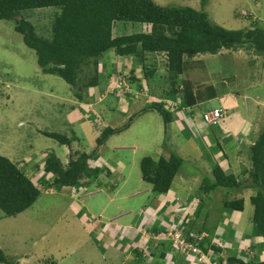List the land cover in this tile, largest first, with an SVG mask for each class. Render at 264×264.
<instances>
[{"label": "rangeland", "instance_id": "obj_1", "mask_svg": "<svg viewBox=\"0 0 264 264\" xmlns=\"http://www.w3.org/2000/svg\"><path fill=\"white\" fill-rule=\"evenodd\" d=\"M153 1L161 6H189L201 9L200 0ZM208 4V9L207 7L205 9L209 12L211 19L225 28L241 29L243 23H247L244 15H247L249 10L241 12L244 8L257 9L256 16L258 19L260 18L261 23H264V0H211V5ZM57 11L58 9L55 7L30 11L27 18L35 24L39 35L49 37L51 34V23ZM146 28L145 25L140 27V25L133 26L130 23H116L113 36L129 35L144 31ZM199 56H202L199 59L203 60L202 65L206 63V68L204 65H198L199 67L197 68L192 65L189 68L187 67L186 72H197L195 78L199 77L201 80L204 79V75H211L207 79V83L200 87L201 90H208L211 84L210 80L216 83H224L220 85L221 89L227 87L233 94H248L251 97L250 101L243 96L235 97L239 101L240 106L245 107L246 104L248 105L247 114L257 108L256 104L251 103V101L256 97H264V58L261 55L255 54L252 50L244 51L240 48L223 49L216 54L205 53ZM102 61L111 70V72L108 69L101 71L102 80L104 81H108V76L110 78L118 70L114 66H118L120 63L124 64L126 73H128V70L139 62L134 57L120 60L113 51L105 54ZM165 61L164 55L147 53L146 61L143 63L139 62L137 65L140 63L141 65H136L137 69L135 71V74L137 72L140 77L146 74L144 73L146 72L144 67L153 70V77L149 82H144L145 85H143L142 89L139 90L134 84L135 82L128 81L123 86L126 90H121L120 86L117 85L120 81V76L116 75L112 77L109 85L110 91L119 90V92L133 93L135 97L118 93L112 94L110 99L102 96H107L108 92L105 90L97 95L96 101L88 106L86 105L88 101L81 104L82 102L80 103L76 99L75 91L77 89L72 88L63 78L43 73L37 63L35 51L25 45L22 35L15 30L14 22L0 19V154L20 162L28 155L35 161L37 159L40 161L49 152H54L65 162L69 160V154L67 153H70V148L54 138L47 137L44 132L64 133L74 138L75 132L72 127L75 122L78 123L81 120L80 124L84 127L83 137L85 143L74 141L73 150L78 152H87L88 149L93 150L96 140L94 131L99 136L107 126L113 128L123 126L133 114L141 112L147 104L155 100L157 95L159 97L167 95L165 92L169 88V82ZM114 63L116 64L114 65ZM129 74L131 75V73ZM186 82L193 86L188 80ZM129 88L131 89L130 91ZM91 98L89 97V100H92ZM175 99V96L171 95L167 97L165 102L167 100L168 102H177ZM213 108H222L228 111L227 107L219 101L215 102L214 105L210 102L191 107L187 106L183 109L180 108V111L175 112L176 119L170 127L172 136L171 133H165L163 119L158 113L147 112L135 117L127 130H124L119 135L112 136L110 141L106 142L102 152L103 157L97 153L89 161V165L92 168H104V172L99 176V181L93 182L89 189L102 186V188H106L110 192L109 194H112L119 185L118 188L122 191H118L116 199L109 207V212H114L116 209L127 211L130 205L127 194L142 187H146L144 190H152L151 184L144 182L142 179L140 167L142 158L146 156L159 158L163 155L169 159L172 151L182 156L175 145L166 144L165 135H167L170 141L173 143L176 141L177 145L180 146L185 143V140L186 142L191 141L189 146H185V149L192 156L200 158V152L204 155L195 164L190 162L189 158L183 157L186 161L175 181L181 185L180 187L178 186L181 190H183L182 183L188 189V192L181 194L184 200L189 197L190 199L199 197L202 179L199 178L197 180L193 176H198V173L207 175L203 169L209 170V176H211L212 169L215 168L214 165L217 163V161L210 159V150L200 146H205L204 143L209 141L213 142L215 138L211 131L218 129L217 127H222V124L218 126L209 125L203 118L206 110H212ZM92 114H95V121L91 117ZM93 128L94 131L92 130ZM195 144L199 145L200 151L195 149ZM134 147L136 149L133 150ZM249 154L248 152H243V154L238 155L240 168H235V171L241 173L244 169L250 168ZM20 165L22 166L23 163L20 162ZM222 165L225 166L224 164ZM34 167L35 165H32L29 171L34 169ZM43 167V164L39 167L38 174L33 173V170L30 172L33 181L39 179L40 175L42 176L43 170L41 169ZM49 174L51 173L45 175ZM119 175L126 179L125 184L120 183ZM185 176H192V178L187 180ZM242 179L244 180L245 176ZM115 184L118 185L115 186ZM51 189L45 190L43 188L35 204L15 217L6 216L0 210V247L16 263L179 264L177 261L174 262L175 257L185 258L178 252L176 245L171 240H168L164 245L170 251L162 246V249L168 255L164 257L160 255L157 260L155 258L152 259L151 254L148 258H139L132 242L143 239L142 236H138L136 229H130L135 235L130 234L131 237H127L128 233H126V237H122L123 235L117 234V230H109L107 232L105 229H91L90 227L85 228V225H75V223H81L82 221L80 220V215H76L78 219L74 216L79 210L80 203L69 197L73 188L64 187L58 190L55 187H51ZM225 193L227 194L226 190L222 188H217L211 193L210 205L214 207L212 206V209H202L199 220H203L206 213H210V217L212 212L217 213L220 209L219 201ZM234 196L235 192L231 191L227 198L231 199ZM245 197L250 198L249 195H245ZM148 198L147 201L149 200ZM248 198L240 228L243 234L250 238L253 232V210L252 203H250ZM139 199L143 201L144 198L140 196ZM199 199L197 198V200ZM94 203H99V201ZM205 203L207 204L208 201ZM133 207L137 212L133 218H136V221H140L139 225H142L147 220L145 218L146 215H143L137 209L138 205H133ZM142 209L144 210L145 208L142 206ZM177 209L176 207L174 215H176ZM75 211L77 212L75 213ZM221 234L223 235V233ZM121 239H124V241L121 242ZM257 240L258 243L254 245L258 246L257 251L259 252L263 248L260 258L264 260V237L260 236ZM154 242L155 240L151 239L143 240L141 249L145 250L147 254L157 251L154 248ZM247 242H238V244L243 250H247L246 247L251 246L250 242ZM219 245L224 247L221 243ZM115 248L123 249L124 253L116 252L113 254ZM232 253L239 255L236 251ZM222 254L224 257L228 256L227 252ZM110 257H114L115 260ZM243 259L245 261L248 260L245 257Z\"/></svg>", "mask_w": 264, "mask_h": 264}, {"label": "trees", "instance_id": "obj_2", "mask_svg": "<svg viewBox=\"0 0 264 264\" xmlns=\"http://www.w3.org/2000/svg\"><path fill=\"white\" fill-rule=\"evenodd\" d=\"M207 4L208 0H200L201 9H196L189 6H161L153 0H0V19L14 22L15 30L22 35L25 45L35 51L37 63L42 72L57 75L72 88L77 89L75 96L80 103L96 101L97 95L105 90L108 95L118 94V91L109 89L114 75L125 76L131 82H135L139 90L142 89L144 82H149L153 77V70L144 67L146 74L140 77L137 72L135 74V71L139 62L146 61L147 53L164 55L169 82V88L165 92L166 96L157 95L155 100L147 104L141 112L133 114L123 126L105 127L96 137L95 147L91 153L73 150V142L79 141L75 135L71 138L64 133L45 131L44 135L70 148L69 161L66 164L54 152H49L40 161L38 159L35 161L28 155L20 161L23 163L22 166L20 162L0 154V210L6 216L15 217L32 207L40 197L43 188L45 190L51 187L58 190L64 187L79 186L90 188L93 182H98L104 168H92L89 161L111 136L127 130L135 117L147 112H156L162 117L165 133H167L169 125L176 119V111L200 103V90L193 88L194 91L183 77L187 67L198 62L191 63L193 58L199 54H216L223 49L241 48L252 50L264 58V23L253 19L252 14H247L245 15L247 23H244L241 29H228L211 19L209 12L205 9ZM48 7H55L58 11L51 23L50 36L44 37L37 33L35 24L27 18V15L30 11ZM121 22L130 23L133 26L140 25V27L145 25L147 28L137 33L114 37V26ZM111 51L115 52L120 60L134 57L139 62L128 70V73H126L125 65L121 69L117 65L114 66L118 70L110 78L108 76V81H104L101 71L108 69L111 72V70L105 62L102 63V58ZM119 94L125 93L119 92ZM171 95L175 96L177 106L169 107L165 102ZM209 96L213 97L210 92ZM89 97H92V100H89ZM94 116L95 114L91 115L95 121ZM225 122L226 120L221 124ZM224 140L218 139L217 145L211 148L213 159L219 152L222 153L219 157H228ZM165 141L169 144L167 139ZM248 156L251 166L249 169H244L241 174L232 170L231 163L228 167L231 170L228 171L227 167L217 162L214 165L215 168L212 169L211 176L201 173L193 176L197 180L199 178L202 180L201 185L199 184L200 202L194 203L196 209L184 212L185 216L181 224L185 228L188 240L196 242L189 236L191 232L197 235L204 232L212 233L213 225L215 228L218 225L222 227L226 238L229 231L235 234L240 218L234 214L245 212L248 200L245 196L231 199L227 197L231 191L236 193L245 190L253 191L249 198L253 206V233L264 237V126L254 144L251 145ZM185 161L183 156L175 151H172L169 159L163 155L159 158L146 156L140 162L142 179L151 184L154 194H169ZM190 162H193V159H190ZM42 164L44 165L41 169L43 170L42 176L40 175L39 179L33 181L30 172L33 170V173L38 174ZM32 165L35 167L29 171ZM47 173L51 174L46 176ZM243 176H245L244 180ZM186 178L189 180L192 176ZM217 188H222L227 192L219 201L220 209L224 210L221 211L223 214H218V219H210V213H206L203 220H199L202 209L208 207L204 205L206 195ZM187 190L185 187L184 192H188ZM191 202L194 201L185 200V204ZM208 205H210V200H208ZM214 222L216 223L213 224ZM162 230L167 231L166 228ZM118 233L126 237L125 232L118 231ZM215 237L218 238L217 235ZM217 238L214 239L213 236L208 235L201 242V247L220 262L264 264V260H261L256 253V244L249 245L246 247L247 250L236 251L242 255L239 257L227 251L226 246V248L219 246ZM123 241L124 239H121V242ZM225 249L230 253L227 257L222 254ZM136 251L138 252V249ZM165 255L166 251L163 250L162 256ZM182 255L185 258L180 259L177 256L174 262L192 263V260L187 259L185 254ZM243 257L248 260L245 261ZM0 264L18 263L13 258H9L0 247Z\"/></svg>", "mask_w": 264, "mask_h": 264}, {"label": "crops", "instance_id": "obj_3", "mask_svg": "<svg viewBox=\"0 0 264 264\" xmlns=\"http://www.w3.org/2000/svg\"><path fill=\"white\" fill-rule=\"evenodd\" d=\"M208 5H211V0L209 1ZM207 9H208V7H207ZM247 10H249L248 14H252V16H253V14L256 15V13L258 12L257 9L253 10V8L252 9L251 8H249V9L244 8L241 12L247 11ZM244 17H245V15H244ZM243 26H244V23H243ZM242 50L245 51V49H242ZM199 55H201V54H199ZM199 55L196 56L195 58H193V62H196V61H198V62H196V64H192V65L196 66V68L199 67L198 65H200V66L204 65V67L206 68V63H204L202 65L203 60L199 59V58H202V56H199ZM122 66H124V64L120 63L117 67L119 69H121ZM205 68H203V69L205 70ZM203 69H201V70H203ZM196 75H197V72H191L190 73V71L186 72V70L184 73V80L185 81L188 80L191 84H193V86L190 85L191 88L192 89L194 88L195 90L198 89L201 92L200 103L197 105H200L202 103H210V102H212V104L214 105L215 102L219 101L220 103H223V105L227 107L228 113H229V117H228L227 121L222 125V127L218 128V129H214L211 131L212 132L211 134L214 136L215 140L213 142L209 141L207 143H204L205 146H203V145H200V146H202L204 149L210 150V152H213V150L211 148H213L214 146L217 145V140L218 139L219 140L225 139L224 140V142H225L224 147H225L226 155L228 157L227 158L219 157L222 154L220 152L215 154L216 160L213 159V157L211 156L212 153H209V155H210L209 157L212 161H217V162L220 161L221 163L220 162L219 163L224 164L225 167H227V168L229 167V163H231L232 164V166H231L232 170L235 173H240L238 171H235V168H238L239 163H240V159L238 158V155L243 154V152H245V153L248 152V154L250 153L251 145L254 144L256 137L258 136L260 130L264 126V97L263 98H259V97L254 98L251 101V103H255L257 108L253 109L251 112H249L247 114L248 105L246 104L245 107L240 106L239 101L237 99H235V97L236 96H239V97L243 96V97H246L250 101L251 97H249L248 94H243V95L240 93H234L233 94L232 92H230L229 88H227V87H225L224 89L220 88V85L224 84V83H220V82L216 83L213 80H210L209 82L211 84L208 88H209L210 94H212V96H213V97H211V96H209V92H207V89L201 90L199 88L200 86L202 87L203 84L207 83V79H209L211 75H208V74L204 75L203 80H201V78H199V77L195 78ZM223 79H224V77H223ZM102 96L111 99V95L107 94V96L106 95H102ZM96 99H97V97H96ZM81 104H83V102ZM86 105L89 106V105H91V103L87 102ZM206 111H210V110H206ZM76 118H78V117H76ZM81 121H79L78 123L75 122V125H73L72 130L75 132V136L79 139V141L84 142L85 141V139L83 137L84 127L80 124ZM172 123L169 125V128L167 129L168 133H171V136H172V129L170 127H171ZM92 130L94 131V128ZM115 135H119V134H115ZM97 136H98L97 132L94 131V137L96 138ZM111 137L108 139V142L110 141ZM166 139L168 140V142L170 144L175 145V147L182 154L183 157L193 159L194 164L198 161V159L200 160V158L202 156H204L200 152V156H199L200 158H198L196 156H192V154H190V152H187V150L185 149V146H189L191 141L186 142V140H185V143L180 146V145H177L176 141H175L176 144L173 143L172 141H170L168 139L167 135H165V140ZM76 142H78V141H76ZM105 144L103 146H101L97 152L101 156H102V152H103V149L105 147ZM234 144H235V146H234ZM194 147L197 151H200L198 144H195ZM134 149H136V148L134 147L133 150ZM92 151H93L92 149L91 150L88 149L87 152H92ZM67 154H70V153L68 152ZM102 157H101V160H102ZM248 159H249V156H248ZM68 161L69 160H66L65 162L62 161V162L64 164H66V163H68ZM231 168H228V171L231 170ZM203 171L207 174H210L209 170L203 169ZM121 175H119L120 179H121L120 183L125 184L126 179L121 177ZM116 185H118V184H115V186ZM182 185H183V190H181V188H178V186L180 187L181 185H179L178 183L175 182V184H173V186L171 188L172 190L170 191L169 194H160V195L154 194L153 191L149 190V189L144 190L146 187L140 186V187H142L141 189H136L132 193L126 195L127 198H129V204L130 205L128 206V210L127 211L125 210V212L122 209L121 210L116 209V211H114V212H112V211L109 212V210H110L109 207L112 205V202L116 199L118 191L121 190L120 188H118L119 185L116 187V191L113 192L112 194H109L110 192H108L106 188H102V186H97L96 188H92V189H89L86 186L72 187L73 191H70L69 197H71L73 200H76V201H78V203H80V207H78L79 210H78V212L75 211V213L77 212V214H74V216L77 218L76 215H80V220L82 221L81 223H79V222L75 223V225H78V226L85 225V228L90 227L91 229H96V228L105 229L107 232L109 230L122 231V233L123 232L128 233V235L130 237H131L130 234L135 235V233H133V231H130V229L131 228L133 230L136 229L135 231L138 233V236L139 237L142 236L143 240H145V241H146V239H151L153 241L155 240L154 248L157 250L154 252H150L148 254L146 253V255H145V251L141 250L143 240H139L137 242L133 241L132 242L133 248L135 250L138 249V252H136V255L139 258L140 257L148 258V256L151 254L152 259L155 258V260H157V258L160 255H161V257H163L162 256L163 250L164 249L169 250V248L164 246L167 241L159 242L161 240H159V241L156 240V238L153 237L152 235L154 233H157L160 231L166 232L165 230H162V228H166L168 230L169 225L176 223V219H175V215H174V209H176V207L178 206L177 199L179 198L181 200H184L182 198L181 194L186 193V192H184V188H185L184 184L182 183ZM120 186H122V185H120ZM252 194H253L252 190H248V191L245 190L244 192H236L234 197H239V196L241 197V196H245V195H249V197H250ZM210 195H211V193H208L206 195L207 199L205 200V202H207L208 200L211 199ZM140 196H143V198H144L143 201L141 199H139ZM147 198L149 199L148 201H147ZM197 198H199V197H196L194 199H190V197H189V198H187V200L197 202L198 201ZM96 201H99V203L95 204L94 202H96ZM82 205H83V207H82ZM133 205H135V206L138 205L137 209H139V211H141L143 213V215H146L145 218H147V220H145V222L142 225H139L140 221H136V218H133L134 214L137 213L134 210ZM204 205H205V207L208 206L207 209H212V206L208 205V203L207 204L204 203ZM142 206H143V208H145L144 210L142 209ZM252 210H253V206H252ZM219 211H220V213H219ZM221 211H224V210L219 209L216 214L214 212H212L211 218L212 219H216V218L218 219L219 215L223 214ZM252 213H253V211H252ZM234 215H236L237 217L240 218L239 226L237 227V232L235 234L227 232V238H226V233L224 235V230L219 225L216 228H215V225H213L212 233L206 232L208 235L213 236L214 239L217 238V237H215L217 235L218 238L216 241H218V243H221L224 247L226 246L227 251H230L231 253L234 251H238L239 249H242V247L238 244V242L239 243H246L247 241H249L250 244H255V243H258L257 239L260 238V236H256L253 232H252L250 238L246 237L243 234V232L240 228V222L244 219V218H242V216L244 215V212H236ZM158 217H159V219H157ZM154 223H156V225H154ZM215 223L216 222H214L213 224H215ZM144 230H148L149 233H151L150 237L144 238V234H143ZM221 233H223V235ZM117 234H119V233L117 232ZM239 235H241V236H239ZM157 242H159L158 246H156L158 244ZM162 246H164V249H162ZM257 249H258V246H257L256 250ZM262 250H263V248L261 249L260 252L257 251L259 256H260ZM227 251L225 249L224 253ZM116 252L117 253H119V252L124 253V250L123 249L119 250V248H115V252L113 254H115ZM229 254L230 253H228V255ZM166 255H168V254L166 253ZM239 256H242V255L240 254ZM110 258L112 259L114 257H110ZM114 260H115V258H114ZM178 263L181 264L182 262H178ZM184 264H186V262ZM188 264H192V263H188Z\"/></svg>", "mask_w": 264, "mask_h": 264}, {"label": "built area", "instance_id": "obj_4", "mask_svg": "<svg viewBox=\"0 0 264 264\" xmlns=\"http://www.w3.org/2000/svg\"><path fill=\"white\" fill-rule=\"evenodd\" d=\"M128 83V78H125V76H120V81L117 83L118 86H120L121 90H126L123 86L124 84ZM128 89V88H127ZM131 89L129 88V91ZM168 106L171 105L177 106V103L174 101H166ZM229 116L228 111L223 110L222 108H214L210 110L209 112L204 113V120L209 125H217L221 124L223 121H225ZM52 190V189H51ZM185 209V207H179L177 209V213L175 216L176 223L169 225V229L164 232L160 231L157 233H154L152 236L156 238V240L162 241H168L171 240L176 245L178 252L181 254H185L187 256V259L192 260V264H225L220 262L216 257H213L208 252H206L201 247V242L207 237V234L204 232L201 235H197L194 232L190 233V237L196 240V242H192L188 240V238L185 235V228L182 227V222L184 219V216L181 214L182 211ZM179 217V218H178ZM144 238L150 237V234L148 230L143 231ZM159 242L156 246L159 245ZM205 245V244H204ZM143 251V249H141ZM145 251V250H144ZM146 255V252H145ZM127 264V263H123Z\"/></svg>", "mask_w": 264, "mask_h": 264}, {"label": "clouds", "instance_id": "obj_5", "mask_svg": "<svg viewBox=\"0 0 264 264\" xmlns=\"http://www.w3.org/2000/svg\"><path fill=\"white\" fill-rule=\"evenodd\" d=\"M253 19H255V20H259L258 19V17L256 16V15H254V18ZM261 21V20H260ZM159 55V54H158ZM166 62V61H165ZM128 81L129 82H131L129 79H128ZM134 83V82H133ZM135 84V83H134ZM116 91H118V93H119V90H116ZM120 93H124L123 91H120ZM125 94H127V95H133L134 97H135V95L133 94V93H125ZM121 95H123V94H121ZM214 109V108H213ZM206 112H209V111H206ZM205 112V113H206ZM203 118H204V116H203ZM51 189V188H50ZM178 198V197H177ZM177 202H178V206H177V208H179V207H185V209L182 211V215L183 216H185L184 215V212H186V211H192V210H194V209H196V207H195V205H194V203L195 202H191V203H188V204H185V200H181V199H177ZM197 202H200V200H198ZM174 212H175V209H174ZM206 233V232H205ZM207 234V233H206ZM207 236H208V234H207ZM218 245H219V243H218ZM220 246V245H219Z\"/></svg>", "mask_w": 264, "mask_h": 264}]
</instances>
